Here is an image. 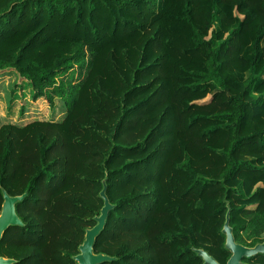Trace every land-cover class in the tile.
I'll list each match as a JSON object with an SVG mask.
<instances>
[{"label":"trees","instance_id":"1","mask_svg":"<svg viewBox=\"0 0 264 264\" xmlns=\"http://www.w3.org/2000/svg\"><path fill=\"white\" fill-rule=\"evenodd\" d=\"M1 72L66 113L0 125V257L76 264L103 187L101 264L264 242V0H0Z\"/></svg>","mask_w":264,"mask_h":264},{"label":"water","instance_id":"2","mask_svg":"<svg viewBox=\"0 0 264 264\" xmlns=\"http://www.w3.org/2000/svg\"><path fill=\"white\" fill-rule=\"evenodd\" d=\"M104 184V181H103ZM25 196L10 197L5 192L3 193V203L0 211V240L9 227L21 226L22 222L16 215L15 204L23 199ZM100 198L103 200V206L99 212V215L94 217L96 224L85 231L84 240L78 247V254L73 257L76 264H101L107 261H113L114 258H110L102 254H94L93 245L96 237L100 231L104 228L105 220L107 218L109 210L112 206L105 195V187L100 192ZM221 233L225 236V249L230 253V257L226 264H247L243 259H249L257 254H264V242L256 244L254 247H245L235 242L232 234V229L229 226V211L226 213L225 222ZM196 254L203 260V264H219L213 257L203 250H195ZM15 261L0 257V264H14Z\"/></svg>","mask_w":264,"mask_h":264},{"label":"rangeland","instance_id":"3","mask_svg":"<svg viewBox=\"0 0 264 264\" xmlns=\"http://www.w3.org/2000/svg\"><path fill=\"white\" fill-rule=\"evenodd\" d=\"M16 83V75L0 73V124L22 125L35 120L59 122L63 119L66 106L62 99L54 98L52 106L43 97L33 99V90L26 83L17 87L20 89L18 100L12 104Z\"/></svg>","mask_w":264,"mask_h":264},{"label":"crops","instance_id":"4","mask_svg":"<svg viewBox=\"0 0 264 264\" xmlns=\"http://www.w3.org/2000/svg\"><path fill=\"white\" fill-rule=\"evenodd\" d=\"M12 75H14V74H12ZM22 85L24 84V83H21ZM15 86V91H13L14 92V95H13V100H12V104H13V101L14 102H17V98H18V96H19V88H17V87H21V85L19 84V85H14ZM6 123V122H5ZM9 123H11V122H9ZM2 124H4V122H2L0 125H2ZM12 124H16V123H12ZM26 124V123H25ZM25 124H22V125H25ZM16 125H19V124H16Z\"/></svg>","mask_w":264,"mask_h":264}]
</instances>
